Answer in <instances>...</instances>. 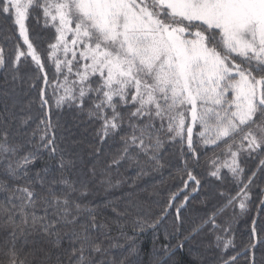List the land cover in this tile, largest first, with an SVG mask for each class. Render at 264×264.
<instances>
[{
	"label": "snow or ice",
	"instance_id": "6c2138e0",
	"mask_svg": "<svg viewBox=\"0 0 264 264\" xmlns=\"http://www.w3.org/2000/svg\"><path fill=\"white\" fill-rule=\"evenodd\" d=\"M0 20L22 40L0 46V264H203L204 238L235 248L253 210L221 264H264V159L242 166L264 156V0H0ZM60 113L98 125L93 139ZM209 146L222 156L202 175ZM166 166L190 191L154 213L142 182Z\"/></svg>",
	"mask_w": 264,
	"mask_h": 264
},
{
	"label": "trees",
	"instance_id": "16d2710c",
	"mask_svg": "<svg viewBox=\"0 0 264 264\" xmlns=\"http://www.w3.org/2000/svg\"><path fill=\"white\" fill-rule=\"evenodd\" d=\"M34 23V22H33ZM8 37V39H5ZM17 43H22V40L18 41L13 36V33L8 29V25L0 20V46L5 47V51L8 55L14 53V49ZM51 92V90H49ZM33 95H35L33 93ZM61 122L66 123L68 127L71 128L72 132L77 137H84L88 140L93 139L95 135V129L98 125L80 123L75 120L71 113H60L59 114ZM55 119V117H54ZM118 147L117 144H110V149L115 150ZM202 155L200 157V167L197 169L202 175L206 174L207 169L210 167L211 159L216 156H222V149L216 148L213 149L211 146L207 150L201 149ZM223 158V157H222ZM260 159H264V156L254 157L251 159L245 158L242 166L245 168L247 173L257 170ZM133 169L126 166L122 168L120 172L125 175L133 174ZM226 171V170H225ZM260 174L258 173V176ZM186 179V177H184ZM258 183H264V177H261L258 180ZM142 188L145 190L142 192V195L147 197L150 204L151 210L154 213L162 212L170 202V198L175 195L176 199L172 201L175 205H179L183 199L186 191L184 184L182 183L181 175L178 173L175 166H166L161 169L159 172L151 173L150 175L144 178L142 182ZM224 190L231 191L235 193L236 187L231 182L229 178L223 186ZM216 190V185H209L207 188L203 189L201 195L197 197L196 200L192 201L187 208L183 211V215L186 218L185 228L190 227L193 223H199L200 218L208 212L213 205L216 203V200L213 198L211 202L205 206L200 201L204 199V194H214ZM254 194L258 192V189L253 188ZM255 198V195H254ZM239 213V209L236 210ZM170 213L168 217V223L170 224L173 217L175 216V208H168ZM228 216L232 215V209L227 210ZM256 212L253 210L250 214H239L235 217L233 223V236L235 248H229L227 251H224L222 248H217L215 246L214 237H206L203 240V244L199 249V253L203 258V264H221V257L223 259H228L230 256L236 255L237 252H243L244 245L248 240V230L250 228V218L255 216ZM151 238L152 233L149 232L143 238L145 245L148 248H151ZM190 259V258H189ZM256 259L259 262L261 259H264V252L261 250H256ZM237 264H247L246 258L241 255L237 259Z\"/></svg>",
	"mask_w": 264,
	"mask_h": 264
},
{
	"label": "rangeland",
	"instance_id": "374dc122",
	"mask_svg": "<svg viewBox=\"0 0 264 264\" xmlns=\"http://www.w3.org/2000/svg\"><path fill=\"white\" fill-rule=\"evenodd\" d=\"M195 131V130H194Z\"/></svg>",
	"mask_w": 264,
	"mask_h": 264
}]
</instances>
